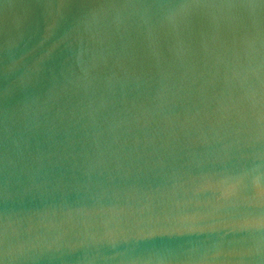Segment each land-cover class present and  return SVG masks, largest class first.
Here are the masks:
<instances>
[{
  "label": "water",
  "instance_id": "95a60500",
  "mask_svg": "<svg viewBox=\"0 0 264 264\" xmlns=\"http://www.w3.org/2000/svg\"><path fill=\"white\" fill-rule=\"evenodd\" d=\"M0 264H264V3L0 0Z\"/></svg>",
  "mask_w": 264,
  "mask_h": 264
},
{
  "label": "snow or ice",
  "instance_id": "6c2138e0",
  "mask_svg": "<svg viewBox=\"0 0 264 264\" xmlns=\"http://www.w3.org/2000/svg\"><path fill=\"white\" fill-rule=\"evenodd\" d=\"M262 3H264V0H261Z\"/></svg>",
  "mask_w": 264,
  "mask_h": 264
}]
</instances>
